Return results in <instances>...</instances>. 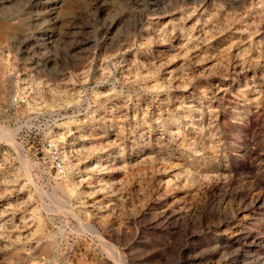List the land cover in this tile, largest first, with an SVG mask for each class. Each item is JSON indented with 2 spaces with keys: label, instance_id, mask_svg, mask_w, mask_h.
Returning <instances> with one entry per match:
<instances>
[{
  "label": "rangeland",
  "instance_id": "rangeland-1",
  "mask_svg": "<svg viewBox=\"0 0 264 264\" xmlns=\"http://www.w3.org/2000/svg\"><path fill=\"white\" fill-rule=\"evenodd\" d=\"M0 264H264V0H0Z\"/></svg>",
  "mask_w": 264,
  "mask_h": 264
},
{
  "label": "bare ground",
  "instance_id": "bare-ground-1",
  "mask_svg": "<svg viewBox=\"0 0 264 264\" xmlns=\"http://www.w3.org/2000/svg\"><path fill=\"white\" fill-rule=\"evenodd\" d=\"M68 189H69V191L73 192V188L72 187L69 186Z\"/></svg>",
  "mask_w": 264,
  "mask_h": 264
},
{
  "label": "built area",
  "instance_id": "built-area-1",
  "mask_svg": "<svg viewBox=\"0 0 264 264\" xmlns=\"http://www.w3.org/2000/svg\"><path fill=\"white\" fill-rule=\"evenodd\" d=\"M57 168H61V165H60V163H57Z\"/></svg>",
  "mask_w": 264,
  "mask_h": 264
}]
</instances>
